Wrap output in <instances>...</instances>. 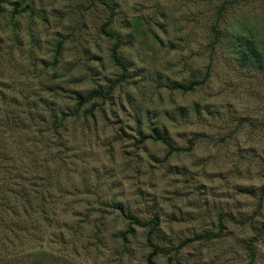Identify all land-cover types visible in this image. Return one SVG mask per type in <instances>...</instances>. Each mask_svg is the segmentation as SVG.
Here are the masks:
<instances>
[{
  "label": "rangeland",
  "instance_id": "rangeland-1",
  "mask_svg": "<svg viewBox=\"0 0 264 264\" xmlns=\"http://www.w3.org/2000/svg\"><path fill=\"white\" fill-rule=\"evenodd\" d=\"M9 1L18 9L0 5V264H149L155 218L151 241L165 253L153 264H249V244L264 264V0L225 12L230 35L244 18L257 28L263 56L253 61L213 44L220 0H106L129 77L69 119L74 92H107L122 74L102 32L110 9Z\"/></svg>",
  "mask_w": 264,
  "mask_h": 264
},
{
  "label": "trees",
  "instance_id": "trees-1",
  "mask_svg": "<svg viewBox=\"0 0 264 264\" xmlns=\"http://www.w3.org/2000/svg\"><path fill=\"white\" fill-rule=\"evenodd\" d=\"M97 1L106 5L111 11L110 20L102 26V32L107 37L114 38L116 41V43L114 44V46L112 48V59L114 60L115 64L120 68L122 74L116 82H113L110 85V88L107 92L96 91V92H92L88 95H83V94H79L77 92H74L73 95H75L76 104H77L76 105L77 106L76 111H74L71 114L65 115L64 119H69V118L77 116L86 106H88V104L96 101L97 99H102V100L110 99V97H111L113 91L115 90V88L117 87V85L119 83L126 82L128 77H129L128 76V73H129L128 66L126 65V63L122 59L121 53H120L121 47L123 46L122 34H120L119 32H109L107 30L108 27H110L114 23V20L116 18V12H115L113 6L110 3H108L106 0H97ZM220 1H222V2L219 5L218 10H217V20L215 22V25L212 26V32H213V36H214V40H215V42L213 44L216 43L218 45V44L222 43L224 40H227L228 44L232 46L234 54L242 55L244 60H250V61L258 60L257 58L262 57L264 52L263 53H262V51L259 52V46L260 45H258V43H256L255 37H256V33H257V28L253 27L252 24L244 18L243 20H240L237 23H235V26L233 27V29H235L237 31V34H234V35H236V36H234V35H230V33H231L230 31H232L231 26H228L227 24H225L224 21H225V12L229 9L228 7L233 6V5H237V4L242 3V2L243 3H249V2L253 3V2H256L259 0H220ZM1 4H10V5L15 7V10L18 9L17 8L18 4L11 2L9 0H0V5ZM61 47H62V45H60V48ZM55 64H57V61ZM201 84H202V82L192 83L187 88H183V91H185V92L192 91L196 88V86L201 85ZM94 110H95V106H93L88 111V113L93 115ZM62 120H63V117H62ZM60 125H62L61 122H58L57 120L54 121L55 127H61ZM147 139L148 138H142L141 142L144 143V142H146ZM155 139L162 141L163 143H165V145L172 148L170 142L168 141V139L165 136L156 135ZM4 205H5V208H7L6 203L0 204V207L2 208V210H4L3 209ZM129 219L133 221L134 225H139L142 227L145 226V224H142L137 218H133V217L129 216ZM153 221H154L153 222L154 226L149 231V237H148L149 244L153 248V252L148 257V263L149 264L154 263V259L158 256V254L165 253L163 248H160L159 246L152 244V241H151L152 235L154 234V232L156 231V229L158 228V225H159L158 218H155ZM134 231H135L134 228H130L126 233H124L122 235L124 243L128 242V235L133 234ZM222 232H223V230L221 229L218 234H212V233L201 234L200 236L186 240L184 243L188 244V243H192L193 241H196L198 239H212L215 237H220ZM181 246H184V245H181ZM180 248H182V247H180ZM180 248L178 250H180ZM178 250H175V251H178ZM248 250H249L250 256H251V260H250L249 264H254L255 252H254V249L252 248V245L249 244Z\"/></svg>",
  "mask_w": 264,
  "mask_h": 264
}]
</instances>
